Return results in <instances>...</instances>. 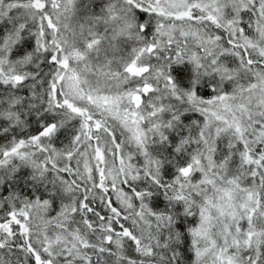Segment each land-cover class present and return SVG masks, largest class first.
Returning <instances> with one entry per match:
<instances>
[{"label": "snow or ice", "instance_id": "6c2138e0", "mask_svg": "<svg viewBox=\"0 0 264 264\" xmlns=\"http://www.w3.org/2000/svg\"><path fill=\"white\" fill-rule=\"evenodd\" d=\"M0 138V264H264V0H0Z\"/></svg>", "mask_w": 264, "mask_h": 264}, {"label": "trees", "instance_id": "16d2710c", "mask_svg": "<svg viewBox=\"0 0 264 264\" xmlns=\"http://www.w3.org/2000/svg\"><path fill=\"white\" fill-rule=\"evenodd\" d=\"M4 141H3V139L2 138H0V143H3ZM59 146V145H58ZM113 199H114V197H113Z\"/></svg>", "mask_w": 264, "mask_h": 264}]
</instances>
